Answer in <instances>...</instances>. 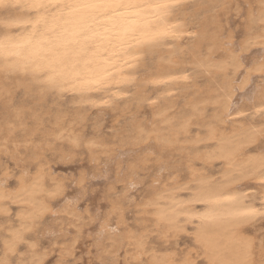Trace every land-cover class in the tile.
<instances>
[{
	"label": "bare ground",
	"instance_id": "6f19581e",
	"mask_svg": "<svg viewBox=\"0 0 264 264\" xmlns=\"http://www.w3.org/2000/svg\"><path fill=\"white\" fill-rule=\"evenodd\" d=\"M191 1L0 0V98L21 89L34 100L67 105L73 110L69 122H78L88 111L120 107L132 92L139 108L146 103L159 122L148 131L137 128L125 141L129 148L149 135L162 148L178 146L181 138L191 136V119L199 125L206 106H218L209 122L202 121L205 133L186 141L192 148L212 144L209 151H195L193 160L219 161L223 169L218 182L197 175L189 166L187 186L182 189L186 194H181L180 187L154 193L142 204L143 226L112 235L107 225L111 215H116V226L124 220L122 204L115 202L101 226L107 241L100 248L104 264H117L122 250L126 264H197V256L204 264H259L264 259L262 244L255 245L245 235L246 227L264 218V154L259 150V154H249V147L259 142L264 131L234 126L226 130L236 117L264 114V90L247 108L235 106L228 72L237 73L242 63L232 50H225L219 22V13H225L231 0H196L195 10L186 13ZM255 2V11L246 15L241 51L264 47V0ZM200 9L206 17L198 27L192 18ZM194 69L209 80L220 77L219 82L199 96L192 94L186 117L170 118L172 92L187 85ZM263 72L264 59H260L241 80L240 88L251 73L261 76ZM65 115L57 109L52 122L55 129L43 131L42 138L66 139L71 147L82 145L91 152L97 142L63 125ZM9 117L12 122L4 124L13 127L0 128L4 142L17 123L24 125L20 112ZM60 192L59 184L47 185L41 168L32 176L20 177L13 190L6 191L0 184V215L8 213L9 204L21 210L17 215L20 229L3 239L0 264L11 263L26 233L51 212L50 201ZM190 230L197 249L194 258L190 252L179 257L174 250L148 247L149 232L167 244ZM69 253L72 256L67 248L66 256ZM43 260L35 255L33 245L26 264H43Z\"/></svg>",
	"mask_w": 264,
	"mask_h": 264
},
{
	"label": "rangeland",
	"instance_id": "374dc122",
	"mask_svg": "<svg viewBox=\"0 0 264 264\" xmlns=\"http://www.w3.org/2000/svg\"><path fill=\"white\" fill-rule=\"evenodd\" d=\"M230 2L224 14L218 12L223 32L220 39L222 44H225V50H232L241 58L239 60L242 66L237 72L238 75L230 71L228 77L233 82V90L235 89V106L244 109L264 90V72L261 76L251 73L248 83L244 88H240L241 80L260 59H264V47H252L247 52L239 49L246 36V15L249 11H255L256 2ZM190 4L186 13L195 10L196 0H192ZM204 16L206 17L202 9L197 10L192 18L193 23L199 27ZM182 44H187V41ZM219 78L217 76L215 80H209L197 69L192 70V77L187 81V85L172 92L171 102L174 108L168 112L170 118L181 120L186 117L189 107L187 102L192 94L199 96L209 85L213 87V83L219 82ZM143 104L144 107L139 108L141 105L133 101L131 92L119 109H107L101 113L88 111L80 121L69 122L73 110L67 105L59 107L51 99L34 100L26 96L21 89L12 90L8 96H1L0 128L5 130L13 127L12 123H4L12 122L13 118L9 115L16 111L22 114L24 123L21 127L18 123L15 125L14 133L9 135L8 142H4L0 136L1 187L6 191L13 190L20 177L32 176L39 168L44 171L48 186H61L60 194L50 201L51 212L26 233L25 240L19 244L18 252L11 257L10 264H26L33 245L35 255L43 257V264H104L106 260L101 256L100 248L105 246L107 241L103 240L105 234L102 233L101 226L115 202H121L124 220L116 226V215H111L107 225L110 226L112 235L137 230L143 226L146 216L142 213V204L154 193H159L165 188L180 187L181 194H186L188 191L182 189L187 186L189 166L196 170L194 172H197V175L200 173L201 177L218 182L223 169L219 161L204 164L193 160L195 151H209L213 147L212 144L199 143L192 148V145L186 142L205 133V128L201 126L202 121L209 122L218 112V106H206L202 118L198 121L199 125L193 123L195 120L192 118L191 136L189 139L181 138V144L178 146L172 144L169 148H162L153 136L149 135L137 146L129 148L125 141L135 135L137 128L148 131L159 122L146 103ZM57 109H62L66 114L62 118L63 125L72 127L73 131L85 140L97 142L91 152L82 145L71 147L66 139H53L50 136L42 138L43 131L55 129L52 122ZM250 116L236 117L235 122L227 124L226 130L234 126L238 129L258 128L264 131V114L258 117ZM24 132L27 133L26 136ZM250 147L249 154H264V133L259 142ZM8 208L7 214L0 215V259L3 239L11 231L20 229L17 216L20 208L12 204H9ZM245 229L246 237L252 239L255 245L261 243L264 251V218ZM177 239L173 243L165 244L156 233L149 232L147 243L149 248L159 251L164 248L174 250L179 257L189 252L193 258L196 257L197 249L193 242L192 230L180 234ZM67 248H70L72 256L70 253L66 256ZM124 255L123 250L120 251L117 264H126ZM195 261L197 264H204L199 256ZM262 263L264 259L259 260V264Z\"/></svg>",
	"mask_w": 264,
	"mask_h": 264
}]
</instances>
